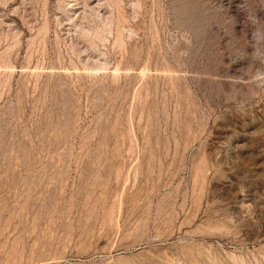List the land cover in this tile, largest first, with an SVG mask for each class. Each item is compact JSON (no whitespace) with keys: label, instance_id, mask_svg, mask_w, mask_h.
I'll list each match as a JSON object with an SVG mask.
<instances>
[{"label":"rangeland","instance_id":"rangeland-1","mask_svg":"<svg viewBox=\"0 0 264 264\" xmlns=\"http://www.w3.org/2000/svg\"><path fill=\"white\" fill-rule=\"evenodd\" d=\"M0 264H264V0H0Z\"/></svg>","mask_w":264,"mask_h":264}]
</instances>
